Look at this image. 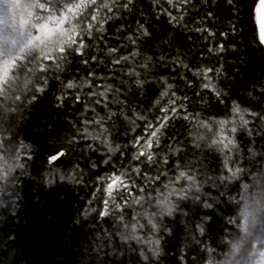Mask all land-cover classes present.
Here are the masks:
<instances>
[{
    "label": "trees",
    "instance_id": "16d2710c",
    "mask_svg": "<svg viewBox=\"0 0 264 264\" xmlns=\"http://www.w3.org/2000/svg\"><path fill=\"white\" fill-rule=\"evenodd\" d=\"M120 1L112 5V12L99 8L101 1L77 8L75 17L62 32L55 31L52 40L18 47L6 70L4 63L9 59L3 50L14 48L18 35L10 23L0 32V264H217L234 243L235 230L227 231L240 224L234 203L240 183L264 170V118L259 115L264 114V45L257 20L260 0H234L233 5L227 0H133L130 10L121 7L126 1ZM79 2L55 0L49 8L48 0H16L24 8L25 25L35 26L30 33L35 36L36 27L51 14L64 16L67 8ZM101 25L103 32L98 31ZM141 25L150 35L142 34ZM6 37L10 41L5 42ZM81 42L85 47L78 52ZM221 45L224 50L217 51ZM110 48L117 51L109 54ZM133 52L137 55L132 56ZM177 54L189 69L171 62ZM161 55L166 61H160ZM122 56L129 58L117 63ZM149 56L152 61L145 68ZM203 68L220 69L219 75L213 71L209 76L226 93L221 99L199 86L193 71ZM24 79L26 90L21 89ZM137 79L144 82L142 87L136 85ZM164 79L173 84L168 97L160 96L166 88ZM68 82L77 88L67 89ZM175 89L186 98L184 107L192 111V117L208 124L215 121L213 133L220 131L219 120L237 119L233 102L258 114L245 116L249 125L238 134L243 150L238 165L232 166L236 151L229 157L233 171L240 167V182L231 187L235 192L231 201L224 198L217 183L228 175L225 159L198 138L193 143V132L185 122L164 127L158 146L154 141L151 147L144 146L153 140L149 132L161 121L162 109ZM139 115L145 119H138ZM166 137L178 138L179 171L167 154ZM109 146L119 149L110 153ZM140 152L145 155L134 159ZM148 153L153 161L147 160ZM52 156H57L54 162H50ZM5 163H10L11 172ZM134 164L140 171L132 168L135 173L126 174L124 190L114 195L111 189L109 196L111 178ZM191 165L202 183L212 180L201 191L209 194L207 203L213 207L183 202L178 213L173 210L169 215L164 208L158 219L147 208L144 212L154 228L146 226L138 233L141 221H135L130 207L120 203L121 194L131 193L147 175L149 185L159 178L164 186L163 207L166 198L174 204L168 186L181 184L179 174H187ZM262 187L260 199L264 201V182ZM115 202L118 213L112 209ZM205 216L211 219L204 221L201 235L196 225ZM157 240L159 255L153 256Z\"/></svg>",
    "mask_w": 264,
    "mask_h": 264
},
{
    "label": "rangeland",
    "instance_id": "374dc122",
    "mask_svg": "<svg viewBox=\"0 0 264 264\" xmlns=\"http://www.w3.org/2000/svg\"><path fill=\"white\" fill-rule=\"evenodd\" d=\"M99 1L101 0H96L97 3ZM125 1L126 0H124L123 2ZM15 3L16 0H0V24H1L0 32L3 30V26H5L6 23H10L9 26L12 27L14 33L18 35L14 40L16 44L14 48L12 49L5 48L3 50L5 58L9 59V61L7 60L4 63V67H6L5 70L10 65V58L14 56L15 53H17L16 50H18V47H22L25 45H27L28 47L29 45L32 44L38 45V42L40 41L52 40V38L56 36L55 31L62 32L64 30L65 23L68 20L73 19L76 13V11L74 13H71L67 17V19L63 20V23H61L60 19L57 18L62 19L64 16L58 17L57 14H51L49 18L43 23L45 24L47 22L49 24V30L42 31L41 34L39 35V38H37V35L35 36V34L33 35L30 34L31 31L35 32V26L32 28L29 27L28 25H25V21L23 17L24 8L22 6L20 7L19 5H17V3L16 4ZM86 3L88 5L87 7H93L92 6L93 0H86ZM24 7L27 8L25 4ZM62 13L63 12H60L59 14ZM38 27L40 26L36 27V31ZM6 41H10L9 37L5 38V42ZM2 46L3 43L0 41V51L2 49ZM196 79L200 81L201 84H199V86L201 87V89L208 90V89H204L202 86L207 81H204L202 77L199 76H196ZM27 86H28V82L26 79H24L21 89L26 90ZM208 91L213 92L211 90ZM173 92L175 93V96H171V98H169L168 101L172 99L176 100L175 103L176 111L172 112L170 110L172 105H170L169 103L167 104L165 108L169 109V111L167 113L164 112L161 116V118L167 116V119L164 120L165 125L169 127L171 124L177 125V124H181V122H185L190 127L191 132H193V137L190 140L193 143L194 142L197 143V138H198L199 142L202 143L203 146H205L206 148H211L210 151L212 150L214 151L213 148H215L216 150H218V154L222 156L221 157L222 159L229 158L232 155V151H236L238 153V156L236 157V160H233L232 166H237L240 161V157L243 154L242 148L239 147L238 145L239 143L238 134H240L241 129L245 128L240 126L238 115L236 114L237 119L231 118L232 123L225 125V128H221L219 126L220 131L217 133L216 132L213 133L215 121L212 122L213 124L212 123L208 124L205 122H201L196 118L192 117V113H191L192 111L187 112V110L184 107L187 102L186 98L184 96L179 95L176 89ZM177 97L179 99H176ZM185 117L188 118L186 119ZM248 125L246 128H248ZM232 126H236L238 129L236 133L232 134L237 143V148L233 149L230 152L225 153L223 149V145L221 143V138L224 135L229 134L230 128ZM165 140L166 142L168 141L167 143L169 144V150L167 151V154L169 155L171 161L175 162L179 171L181 170V168H180V161L178 160V158L181 152L179 149H177L178 138L166 137ZM196 145L197 144H192V147H196ZM163 150L166 149L163 148ZM226 155L228 156L226 157ZM157 162L158 164L161 163V159L158 158ZM4 167L8 172L12 171L11 170L12 166L10 165V163H5ZM136 167H137L136 164L130 167H124V170L121 173L127 174L128 172H130L129 175H133V173L137 172L135 171ZM191 167L194 168L193 165H191ZM191 167L188 169L186 175H190V177L195 180V183L197 184V186L200 187L201 190L202 188L206 189L207 187H209L210 185L208 184L212 180L206 181L207 183H202L201 178L197 176L199 174L198 171H196L195 168L191 169ZM132 168L134 169L135 172L131 171ZM225 174L228 175H224V176H231V173H229L228 171H226ZM224 176H221L220 177L221 179L217 183L218 186H220L219 190L221 192L224 191L222 193L224 198L228 201H231V198L235 195V192L231 190V187L235 182H240L239 175L237 174L236 176L232 177L230 180H224L223 179ZM139 178L140 177L138 176L136 177V179ZM148 178L149 177H147V175L143 176V178L139 180L140 181L139 184L134 188V190L131 193L124 192L121 194V198H120L121 199L120 203H122L123 206L128 205L131 209L130 213L135 214L134 220L141 221V225H139V227L137 228L138 233L145 231L146 226H149V228L152 229L154 228L153 224L150 222V219L147 217V215L144 212L145 209L148 208L154 214V218L158 219V215H161L164 208H166V206L163 207L162 194H165V192H164V186L161 187L159 184L160 179L159 178L156 179L155 185L151 186L149 185L150 182ZM124 179H127V175L122 177V180ZM177 182H181V184L172 183L171 185L168 186V190L170 194H174L172 196L174 205H180V209L183 202H187L191 205H194V203L191 200V197H189V199H180V197L184 195L183 189L188 187V181L186 179H179L177 180ZM263 182H264V170L260 174L256 176H252L249 179L245 180V182L241 181L240 187L238 188V191L236 193V201H234V203L238 205L237 214L240 215V224L235 223V228L228 229L227 231L230 232L231 230L234 229L235 230L234 235L237 234V236L234 237V243L226 251L223 252V256H221V259L217 264H234V263L261 264L262 258L260 254L261 252H264V201L260 199V196L262 195L261 193L263 189L262 187ZM133 185L134 182L131 183L130 187L132 188ZM213 189H217V187L213 186ZM123 190L124 187L122 184H120V182H116L115 184H113L112 193L114 192V195L116 193L122 192ZM157 197L159 198V201L157 200ZM207 197L208 196L201 195L200 200L197 202H202L204 204L208 200ZM157 205L159 207L158 213H157ZM112 209L117 213L119 212L117 202H115ZM176 210L178 209H174V211ZM179 211L180 210L175 212V214L178 213ZM239 226L240 229L236 230V228ZM131 230L133 232V238H137V236L134 234L135 233L134 228H132ZM140 240L142 242L141 237ZM142 244H145V241L140 245ZM245 253H247V256L245 255Z\"/></svg>",
    "mask_w": 264,
    "mask_h": 264
},
{
    "label": "snow or ice",
    "instance_id": "6c2138e0",
    "mask_svg": "<svg viewBox=\"0 0 264 264\" xmlns=\"http://www.w3.org/2000/svg\"><path fill=\"white\" fill-rule=\"evenodd\" d=\"M168 2L172 3V0H168ZM260 2H261V4H264V0H260ZM54 3H55V0H48L49 8H51L52 4H54ZM116 3H118V0H101L99 8L107 9L109 12H112V10H113L112 5H115ZM227 3L229 5H233L234 4V0H227ZM96 4H97L96 0H93V5L92 6H95ZM132 4H133V0H126V3L122 4L121 7L130 10V5H132ZM87 6L88 5L86 3V0H80V2L77 5H75L74 7H69V8L66 9V13H65V15H64V17L62 19L61 18H57V19H60V22L63 23V20L67 19V15L68 14L74 13L77 8H82V7H87ZM99 8L96 11L97 14L100 13ZM42 11H43V9H42ZM109 18H111V17H109ZM92 19L95 20L96 17L92 16ZM173 19H176V17H173ZM91 27H92V25L90 24L89 28L91 29ZM140 27L142 29V34L144 36L150 35V33L147 31V29L143 28V25H141ZM47 30H49V24L46 22L45 24H43V25H41L40 27L37 28V38H39V35L41 34L42 31H47ZM197 30L198 31H207L206 29H203V28H198ZM98 31H100V32L104 31V28H103L102 25L99 27ZM88 35H92V32L90 31L88 33ZM208 35L212 36V35H214V33L208 32ZM128 39L130 41H132L133 43H135V41L133 40L132 37H128ZM165 42L166 43H171V40L165 41ZM74 43H76V41ZM260 43H261V45H264V23L261 24ZM84 47H85V45L81 42L78 45L76 51L80 52V50H82ZM64 50L65 49L62 48L61 52H63ZM223 50H224L223 45H221L217 49V51H221V52ZM116 51H117V49L110 48L109 49V54H112V53H114ZM135 55H137V53L133 52L132 56H135ZM128 58L129 57H127V56L118 57L116 59V62L118 63L121 59L127 61ZM159 59H160L161 62L166 61V57L164 55H161ZM151 61H152V57L151 56L147 57L146 58V63L143 65V67L147 68L148 64ZM171 62L172 63H178L179 67H181V68L189 69V65L184 62V59L180 58V54H177L176 60L171 61ZM213 71H215L216 75H219L220 69H215V70L209 69V68L197 69V70L193 71V75L202 77V79L204 81H207L206 83H204L202 85L203 88L213 91L215 93V96L219 100V99L222 98V96L226 95V93H224L222 89H218L216 84L213 82V77L209 76V72H213ZM130 75H139V73H130ZM85 83H87V82L85 81ZM135 83H136L137 86L142 87L144 82L142 80H140V79H137L135 81ZM162 84L166 85V88L161 91L160 96L161 97H168L169 96V91L173 88V84L172 83H168L167 79H164L162 81ZM111 87H112L111 85H108V89H111ZM66 88L67 89H74V88H77V85L75 83H73V82H68L67 85H66ZM40 91H43V89H40ZM262 91H264V89H262ZM100 95H104V93H100ZM249 95H251V92L249 93ZM172 96H175L174 92L172 93ZM176 99H179V98L177 97ZM155 103L157 105H160L161 104V99H157L155 101ZM168 103L170 105H172L170 110L172 112H175L176 111V108H175L176 100L175 99L169 100ZM162 111L167 113L169 111V109L164 108V109H162ZM232 112L234 114L238 115L240 126L241 127H245V128L249 124V120L245 118L246 115H251L253 117H257L258 116V114L255 113V112H249L247 109H242L240 107V105L235 103V102H233ZM259 115H261V118H264V114H259ZM137 118L141 119V120L145 119V117L143 115H139ZM185 118L187 119L188 117H185ZM166 119H167V116L163 117L161 119V121L158 123V125L155 127V129L151 130L149 132V136L152 137L153 140L147 141V143L144 145L145 147H151L153 141L155 142V144L157 146L159 145V135L158 134L162 135V131L161 130L164 127H166V125L164 124L163 121L166 120ZM218 123H219L221 128H225V125H227L229 123H232V122L228 121V120H219ZM150 127H151V125H150ZM237 130L238 129H237L236 126H232L230 128L229 134L228 135H224L221 138V143L223 145V149H224L225 153L230 152L233 149L237 148V143L235 141L234 136L232 135V134L236 133ZM118 149H119V146H117L115 149H113V148H111V146H109L108 151L110 153H112V152L117 151ZM143 155H145V153L144 152H140L136 157H134V159H139V157L143 156ZM252 155L255 156L256 153L253 152ZM262 155H264V154H262ZM227 156L228 155H226V157ZM146 158L149 161H153V155L151 153H148ZM56 159H57V156H52L50 158V162H54ZM166 162L167 161L165 160V163ZM230 162H231V160L229 158H226L224 160L225 169L228 172L231 173V176H224V178H223L224 180H230L232 177L236 176L240 172L239 168H236L235 171H233V169L230 167ZM135 171L139 172L140 169H136ZM125 175H126V173H121V174L111 178L113 180V183H110L108 185L109 196H111V189L113 188V184H115L116 182H120L122 184L123 183L122 177L125 176ZM178 179H186L188 181V187L183 189L184 195L182 197H180V199H189V197H191L192 202L195 204L197 201L200 200L201 195H204V196H208L209 195L208 193H202L200 187L197 186V184L195 183V180L193 178H191L190 175H186L185 173L181 172L180 176L178 177ZM165 204H166V210H167L169 215H171L173 213L174 209L180 210V205L172 204L170 201L167 200V198L165 199ZM203 207L210 209V208L213 207V204L205 202L203 204ZM105 214H107V213H105ZM182 214L183 215H187V213H183V212H182ZM210 219H211L210 217L205 216V217L202 218V222L196 225V228L198 229V231H199V233L201 235H203L204 232H205L204 221H207V220H210ZM154 244L156 245V247L151 249V251L153 253V256H158L159 255V240L155 241ZM260 255H261V258H262L261 264H264V252H261ZM147 258H148L147 256H144V259H147Z\"/></svg>",
    "mask_w": 264,
    "mask_h": 264
},
{
    "label": "water",
    "instance_id": "95a60500",
    "mask_svg": "<svg viewBox=\"0 0 264 264\" xmlns=\"http://www.w3.org/2000/svg\"><path fill=\"white\" fill-rule=\"evenodd\" d=\"M257 20H258L259 33H261V24L264 23V4H261V2L257 11Z\"/></svg>",
    "mask_w": 264,
    "mask_h": 264
}]
</instances>
